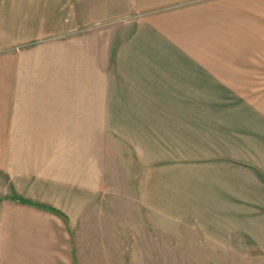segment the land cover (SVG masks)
<instances>
[{
	"label": "crops",
	"instance_id": "obj_1",
	"mask_svg": "<svg viewBox=\"0 0 264 264\" xmlns=\"http://www.w3.org/2000/svg\"><path fill=\"white\" fill-rule=\"evenodd\" d=\"M262 79L264 0H0V170L85 195L67 199L83 207L74 218L54 199L4 202L0 264H84L87 251L116 260L118 246L80 240L98 220L90 195L132 169L131 156L138 204L191 228L183 237L214 264H264V108L243 102L261 135L245 169L235 134L226 157L188 155L218 125L198 111L219 109L221 94H262Z\"/></svg>",
	"mask_w": 264,
	"mask_h": 264
},
{
	"label": "rangeland",
	"instance_id": "obj_2",
	"mask_svg": "<svg viewBox=\"0 0 264 264\" xmlns=\"http://www.w3.org/2000/svg\"><path fill=\"white\" fill-rule=\"evenodd\" d=\"M120 1L124 2L125 5V0ZM110 23L106 21L97 22L93 23L91 27L98 29ZM220 100L219 109L198 111L200 112V117L205 119V122L209 119L208 117L214 115L218 125L214 127L213 134L204 135L202 141H189L188 155L189 157L200 158L199 155L203 153L204 159L226 157L227 135L231 137L235 134L236 141L234 144L230 142L229 147L230 149L232 146L235 148L236 169H245V159L252 161L254 156L257 159L259 157L258 149L254 154L252 147L254 145L255 147L259 146V142H253V139L260 138L261 135L258 125H249L253 119L249 120L247 117H244L246 110L243 107V102L251 101L257 106L258 111V108H264V93L261 94L256 91L248 94H221ZM231 103H236V111L235 113L232 112L233 117H236L235 120L232 115V118L230 117L229 104ZM191 112L189 111V117ZM233 120L235 121L234 125H232ZM204 128L211 129V126L205 125ZM198 137L201 139V136L198 135ZM213 149L216 152H213ZM245 152L248 157H245ZM196 153H200L199 157H197ZM132 158V156L131 159L127 158L132 164V169H120V173L117 172L112 175L110 188L107 191L90 195L94 204L92 205V212H88L91 213L94 219L98 218V220L91 223L89 227L90 232L80 240V245L86 247L85 250L88 249L87 246H118L119 253L117 255H108L111 258L112 256H117V259L102 263L98 258L99 255H97V259H94L93 257H96V255L87 251V261L84 264H214V255L201 249L202 242L200 239L193 237L191 242V239L183 237L191 228L179 222L167 220L158 214L156 215L141 204H138V201L136 202L137 199L135 198H139L142 191L143 172L142 169H138L140 167L134 164V161H131ZM207 163L205 162L204 164ZM191 168L198 169L194 159ZM204 169L210 168L204 167ZM74 196L83 197L85 195L70 189L53 188L51 185L44 184L33 178L13 179L7 173L0 170V207L7 201L31 202L46 206L45 200L54 199V202L57 204L55 208H59L65 213L68 212L69 208L70 214L73 217L75 215L78 216L80 213L81 215L83 214V207H68V197ZM51 208L55 209L54 206ZM74 208L80 209V212L78 213ZM99 217L105 218V220L99 221ZM82 219L79 216L76 224L83 225ZM167 231H170L171 235L165 238L164 235L168 233ZM92 232L94 234H91ZM80 242L78 240V243ZM163 245L172 246L169 253L163 254L157 252L154 254L153 252H149L151 247ZM186 247L189 249L188 253L181 252L180 249L183 248L185 250L187 249ZM138 249L139 253L132 252L138 251ZM189 251H192V253H189ZM236 264L244 263L237 261Z\"/></svg>",
	"mask_w": 264,
	"mask_h": 264
},
{
	"label": "trees",
	"instance_id": "obj_3",
	"mask_svg": "<svg viewBox=\"0 0 264 264\" xmlns=\"http://www.w3.org/2000/svg\"><path fill=\"white\" fill-rule=\"evenodd\" d=\"M50 209H52L53 211L55 210V209H53V208H51V207H49ZM56 211V210H55Z\"/></svg>",
	"mask_w": 264,
	"mask_h": 264
}]
</instances>
